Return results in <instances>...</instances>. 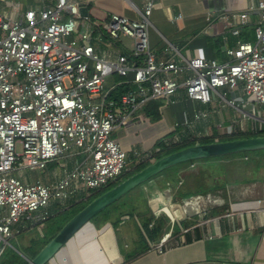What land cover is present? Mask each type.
<instances>
[{
    "label": "built area",
    "instance_id": "2783aa9c",
    "mask_svg": "<svg viewBox=\"0 0 264 264\" xmlns=\"http://www.w3.org/2000/svg\"><path fill=\"white\" fill-rule=\"evenodd\" d=\"M38 1L41 9L24 12L12 2L0 9V260L12 239L52 218L53 207L68 209L120 181L128 155L114 133L143 124L140 113L153 102L169 105L184 94L191 101L220 103L242 115L243 134L264 132V116L257 112L264 106V0L222 17L229 22L231 16L235 24L259 17L256 43L239 41L236 49H226L225 62L189 61L180 54L159 59L149 39L154 0L145 1L140 21L112 14L102 25L82 16L79 0ZM240 33L238 27L232 31ZM206 117L204 111L195 115ZM234 124L230 120L217 130L233 137ZM163 141L172 147L182 139L176 134ZM77 157L82 161L53 184L23 179ZM149 160V154L138 155L140 163ZM176 220L170 219L153 251H166Z\"/></svg>",
    "mask_w": 264,
    "mask_h": 264
},
{
    "label": "crops",
    "instance_id": "0c3cea01",
    "mask_svg": "<svg viewBox=\"0 0 264 264\" xmlns=\"http://www.w3.org/2000/svg\"><path fill=\"white\" fill-rule=\"evenodd\" d=\"M79 1L82 9L87 10L83 17L102 25L112 14L140 21L146 0ZM258 1L154 0L149 30L151 48L159 59L164 60L180 54L189 61L202 57L225 62L228 57L220 50L236 49L239 41L246 42L243 34L247 29L252 32L251 39L256 40L254 28L259 17L242 20L240 24H235L231 16L229 22L223 21L222 17L232 9L244 13ZM7 2L20 4V10L24 12L42 8L38 0H0V9H5ZM47 2L54 4L55 0ZM237 27L241 32L239 36L232 34ZM125 43L131 46L128 41ZM233 98L227 96V100ZM238 109L243 110V105L238 104ZM199 111H204L208 117L196 120ZM161 114L162 120L158 123H143L114 133V139L127 152L129 161L138 160V155H150L160 139L172 134L189 137L196 145H201L206 138L221 137L217 127L223 123L228 125L230 120L235 121V136H248L240 132L242 115L238 110L224 109L220 103L203 104L181 94L173 98L171 104H166ZM79 160L81 162L82 158L66 160L64 167L51 164L44 173L28 175L27 172L23 179L29 183L53 184L64 178L66 172L74 170ZM218 184L207 195L172 198L170 215L177 218V224L173 240L162 255L152 250V245L157 242L138 257L135 256L139 250L131 244L126 245L125 252L120 251L118 234L112 225L98 227L91 223L50 264H264V180L239 181L234 178L225 185ZM55 212L53 207L51 213ZM202 214H205L203 218ZM35 229L22 232L15 239L28 236Z\"/></svg>",
    "mask_w": 264,
    "mask_h": 264
},
{
    "label": "trees",
    "instance_id": "16d2710c",
    "mask_svg": "<svg viewBox=\"0 0 264 264\" xmlns=\"http://www.w3.org/2000/svg\"><path fill=\"white\" fill-rule=\"evenodd\" d=\"M251 34L252 32L247 29L243 34V36L245 37L244 41L250 42ZM116 79H119V78L116 77ZM124 91H125V88L119 89L117 91V95H120ZM164 107H166V104L163 101H156V102L151 103L149 106H147V108H145L143 112V115H142L144 119L143 122L149 123V124H155V123L160 122L162 120L161 111ZM172 135L168 137H171ZM259 136H264V132L261 133ZM253 137L254 136H235V137L221 136L217 138L213 136L212 138L204 139L203 141H201V144L202 145L214 144V143L228 142V141L247 139V138H253ZM181 139H182L181 144L174 145L172 147L166 146L163 140L159 141L156 144V149H158L159 152H157L155 149L150 154L151 160L137 165L135 167L136 169L135 172L131 174L130 173L125 174L122 177L123 179L121 178L118 183L114 184L113 186L109 187L108 189L100 193H97L91 196L88 200L75 203L72 206H70L68 209L55 212L53 214V217L50 218L46 222L45 227L47 230V234H46L47 236L43 240H41V242L39 243L40 245L39 251L42 249L43 246H46L75 215H77L80 211H82L95 198L101 196L102 194L112 189L113 187L121 183L122 181L126 180L127 178L131 177L132 175L141 171L142 169L146 168L150 164L162 159L163 157H166L175 152H178L183 149L196 145V143L192 142L189 137L183 136ZM263 152L264 151L237 154V155H233L229 157L206 159V160H200V161L191 162L187 164H182L180 166L171 168L170 170L166 171L164 174L157 176L153 180L164 179L165 182L173 181V180L177 181V185L179 186L173 187V189L169 191L167 194L174 199H188L190 197L197 196V195H207L213 192L216 187L212 185L211 183H209L211 177L212 179L216 176L219 177L216 170L212 171L215 162H216L215 165L217 166V163L225 159H229V158L235 159V160L237 159V162H236V164L238 163L237 166L241 169L246 170V169H250L252 167L255 168L256 166H258V163H256V160H255V157L260 155ZM227 167L228 166L226 165H221L217 167L222 171L221 176H224V177L228 176L229 169H227ZM150 182L146 183L145 185H149ZM136 191H139V188L131 192L121 201L112 205L110 208H108L106 211L100 214L97 218H95L92 223L98 227L101 225L105 226L107 224H111L112 226L117 227L120 224L121 217L123 215H125L126 213L134 214V211H135L134 202H133L134 199H132L131 195L135 193ZM140 197H142L141 194H140ZM156 224L157 223L151 224V225L149 224L148 226L145 227V232L142 233L144 238H143V241L140 243L141 249L138 251V253H136L135 257L141 256L143 253H145L149 249V246L152 243L158 242L168 228L167 221L160 223L158 226H156ZM39 251L35 253L34 255L35 257L38 255ZM13 264H27V263L24 260H22L19 256L15 255Z\"/></svg>",
    "mask_w": 264,
    "mask_h": 264
},
{
    "label": "rangeland",
    "instance_id": "374dc122",
    "mask_svg": "<svg viewBox=\"0 0 264 264\" xmlns=\"http://www.w3.org/2000/svg\"><path fill=\"white\" fill-rule=\"evenodd\" d=\"M251 43L255 44L256 40L251 39ZM222 53L226 54L225 49L220 50ZM229 59V58H228ZM227 59V60H228ZM258 114L260 116H264V106L262 108L258 107ZM143 112L140 113V117H142ZM145 123V122H143ZM149 124V123H148ZM153 125V124H150ZM249 136V135H248ZM165 136L164 138H166ZM160 139L159 141L163 140ZM256 163L258 166L250 169H241L237 166V159H225L219 163L217 166L214 163L213 170H216L219 177L216 176L210 179L212 185L217 184L219 186L225 185L227 181H231L232 179L236 180H264V152L255 157ZM140 164V161L134 160L129 161L128 159V172L133 173L136 171L135 167ZM235 164V165H234ZM226 165L230 166L228 176H221L222 171L217 168L218 166ZM35 172H28V175ZM38 173V172H36ZM126 173V174H127ZM216 174V173H215ZM214 174V175H215ZM128 177V176H127ZM179 186L177 185V181H164V179H155L149 183V185H143L139 188V191L133 193L132 199H134V214L126 213L121 217L120 224L117 227L112 226L115 229L116 235L118 234L117 244L118 249L123 252L126 251V245H133L135 250H140V243L143 241L144 236L142 233L145 232V227L149 224H156L158 226L160 223L167 221L170 222L171 218V204L173 203V199L167 198V194L169 191L173 189V187ZM140 194L142 197H140ZM165 195V196H164ZM129 216L130 220L123 222L122 218ZM46 223L37 229L28 236H21L18 239H12L10 245L0 260L2 264H13V260L15 255L19 256L22 260H24L27 264L28 261H31L35 258V253H37L40 249L39 243L43 240L47 235V230L45 227ZM111 225V224H110ZM104 227V226H103ZM146 235V234H145ZM45 246L42 247V249ZM41 249V250H42ZM40 250V251H41ZM39 251V252H40Z\"/></svg>",
    "mask_w": 264,
    "mask_h": 264
},
{
    "label": "water",
    "instance_id": "95a60500",
    "mask_svg": "<svg viewBox=\"0 0 264 264\" xmlns=\"http://www.w3.org/2000/svg\"><path fill=\"white\" fill-rule=\"evenodd\" d=\"M81 14L82 16H86L87 10L82 9ZM260 151H264V136L214 144L195 145L163 157L91 201L62 228L33 260L28 261V264H50L58 253L100 214L121 201L131 192L150 182L157 176L164 174L171 168L200 160L223 158ZM167 198L172 199L169 195H167Z\"/></svg>",
    "mask_w": 264,
    "mask_h": 264
},
{
    "label": "bare ground",
    "instance_id": "6f19581e",
    "mask_svg": "<svg viewBox=\"0 0 264 264\" xmlns=\"http://www.w3.org/2000/svg\"><path fill=\"white\" fill-rule=\"evenodd\" d=\"M123 179V178H122Z\"/></svg>",
    "mask_w": 264,
    "mask_h": 264
}]
</instances>
